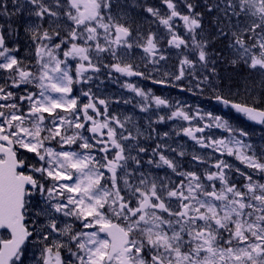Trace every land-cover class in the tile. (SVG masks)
I'll use <instances>...</instances> for the list:
<instances>
[{"label": "snow or ice", "instance_id": "snow-or-ice-1", "mask_svg": "<svg viewBox=\"0 0 264 264\" xmlns=\"http://www.w3.org/2000/svg\"><path fill=\"white\" fill-rule=\"evenodd\" d=\"M161 2L0 0V264L28 243L34 264H264V0ZM130 77L207 91L260 131L127 79L133 114L111 110L133 100L102 85Z\"/></svg>", "mask_w": 264, "mask_h": 264}, {"label": "rangeland", "instance_id": "rangeland-1", "mask_svg": "<svg viewBox=\"0 0 264 264\" xmlns=\"http://www.w3.org/2000/svg\"><path fill=\"white\" fill-rule=\"evenodd\" d=\"M158 4H162V3H158ZM151 5L154 6V7L158 6V5L155 6L154 3L151 4ZM163 7H165V6L162 4V5H159L158 8H160V10H162ZM9 10L10 11L14 10L12 8L11 4H9ZM27 19L28 18L26 17V14L23 13V12L19 15V17H13V21L20 25V36L22 38V41H23V37H24L23 26L22 25L24 23H26ZM148 19L151 20L152 18L148 17ZM4 22H5V18L4 17H0V23H4ZM152 30L153 31L157 30L156 25L152 26ZM178 31H179V29H178ZM175 64H176V59L175 58L170 59V61H169V70H175L174 67H171L172 65H175ZM155 78H159V77L157 76ZM102 79H103V77H102ZM125 79H127L128 82L137 84L138 87L144 88L145 90L150 89L151 84L153 82H152V80H144V79L137 78V77L121 78L118 82H115V83L112 82V81H109V80H105V83L102 85V89H101L102 93H103V96L111 95L114 99H130L131 98L133 100L132 104H127L126 105V104L120 103V104L112 105L111 106V110H115L118 113L119 112H123V113H126V114H133V104H135L137 101H139V98L135 97L134 93H131L129 90L121 87V84L124 83ZM153 92H154L155 95H159V96H162V97H167L170 100H179L181 102H187L188 105H191L193 108H195L194 101H195L196 98L191 96L190 94L186 95L184 92H181L179 89H176L177 93H175V94H171L170 92H167V91H165L163 89H158V91H156V92L153 91ZM103 96H102V98H103ZM197 106L199 108L203 109L205 112H211L210 108L212 109V111H213L214 108H218V110H220L224 114V118L225 119H232L233 117L236 116V115H234V113H232L229 110V107H226L225 105L220 104V103L216 104V105H212V106L210 105L208 109H205V108L201 107L200 105H197ZM134 114L135 115L137 114L136 115L137 117H140L141 115H143L142 113H140L139 109H135ZM160 114L165 115L166 111H162ZM226 114H230L229 118L226 116ZM180 125L187 126L185 124V122H183V121L174 120V121H167V123H165L163 125H159L157 127H158L159 131H170L171 132V131L178 130V127ZM213 131L217 135H219L222 130H215L214 129ZM183 138L187 139L188 148H189L190 147V143H193V141H191L190 138H188L187 136H184V135L173 136L172 140L170 142L172 143V146L175 147L177 143L183 144ZM185 148L187 149V145H185ZM188 151L191 152L193 150H188ZM197 151H199V149ZM187 158L190 159V157H187ZM227 159L229 160V159H232V158H227ZM232 163L239 164V162L234 161L233 159H232ZM185 167L187 168V163H186ZM239 167H240V164H239ZM77 227H79V225H77ZM27 249H28V251H27L26 256H25V264H34V262L32 260V257L34 255L37 256V257L39 256L38 248L35 245H33L31 243H28L27 244Z\"/></svg>", "mask_w": 264, "mask_h": 264}, {"label": "trees", "instance_id": "trees-1", "mask_svg": "<svg viewBox=\"0 0 264 264\" xmlns=\"http://www.w3.org/2000/svg\"><path fill=\"white\" fill-rule=\"evenodd\" d=\"M156 1H158V0H153L154 3ZM213 47L214 48H225L224 55L225 56L229 55L228 50L226 49L224 44H214ZM220 71L222 74L233 75V76L238 75V74L243 76V75L247 74L246 71L243 69H240V70L232 69L230 66L227 65L226 60H225L224 64L220 65ZM202 95H203V98L205 101H207L209 103L211 102L212 98H211V94L209 92L206 91ZM237 102H239V100Z\"/></svg>", "mask_w": 264, "mask_h": 264}, {"label": "bare ground", "instance_id": "bare-ground-1", "mask_svg": "<svg viewBox=\"0 0 264 264\" xmlns=\"http://www.w3.org/2000/svg\"><path fill=\"white\" fill-rule=\"evenodd\" d=\"M198 105H200L201 107H203V108H205V109H208L209 106H210V103L207 102V101H205L204 99H202V100H200V101L198 102ZM226 116L229 118L230 114H226ZM234 122H237L238 124H242V122L239 121V120H234ZM244 126H245L246 129H248V128L251 127L250 125H247V124L244 125Z\"/></svg>", "mask_w": 264, "mask_h": 264}, {"label": "flooded vegetation", "instance_id": "flooded-vegetation-1", "mask_svg": "<svg viewBox=\"0 0 264 264\" xmlns=\"http://www.w3.org/2000/svg\"><path fill=\"white\" fill-rule=\"evenodd\" d=\"M21 42H22V44H23V41H21ZM166 90L169 91L168 87H166ZM184 93L187 94L188 92H187V91H184ZM22 153H23L25 159H31L32 154H30V153H26L24 150H21L20 152H18V157H19Z\"/></svg>", "mask_w": 264, "mask_h": 264}, {"label": "water", "instance_id": "water-1", "mask_svg": "<svg viewBox=\"0 0 264 264\" xmlns=\"http://www.w3.org/2000/svg\"><path fill=\"white\" fill-rule=\"evenodd\" d=\"M3 229H0V232L2 231Z\"/></svg>", "mask_w": 264, "mask_h": 264}]
</instances>
